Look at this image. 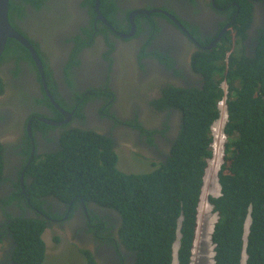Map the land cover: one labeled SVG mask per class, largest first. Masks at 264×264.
I'll use <instances>...</instances> for the list:
<instances>
[{"label": "flooded vegetation", "instance_id": "obj_1", "mask_svg": "<svg viewBox=\"0 0 264 264\" xmlns=\"http://www.w3.org/2000/svg\"><path fill=\"white\" fill-rule=\"evenodd\" d=\"M17 1L22 7L12 9L10 22L38 52L46 86L40 66L23 43L32 61L19 58L26 53L15 44L5 59L0 57V229H7L3 241L10 251L5 261L14 264V236L5 213L11 211L42 220L44 231L50 226L72 238L79 228L80 242L95 244L99 264H130L125 250L117 254L107 242L121 220L117 209L98 200L88 185L82 188L87 195L78 193L69 201L59 192L35 193L33 182L38 179L32 160L37 163L46 160V154L64 150L63 135L81 130L110 138L113 151L120 145L135 151L146 147L165 161L180 133L183 113L177 107L157 109L152 101L167 85L204 87L206 75L193 63L199 51L212 53L227 46L226 63L235 50L254 56L264 33V0H244L252 22L240 41L235 22L239 10L232 16L233 8L240 7L238 0ZM111 1L110 20L101 5ZM71 175L76 181L85 177L80 168ZM14 192L23 195L21 202L14 198L4 206V197ZM102 218L105 222L99 226ZM100 228L105 229L101 235Z\"/></svg>", "mask_w": 264, "mask_h": 264}, {"label": "trees", "instance_id": "obj_2", "mask_svg": "<svg viewBox=\"0 0 264 264\" xmlns=\"http://www.w3.org/2000/svg\"><path fill=\"white\" fill-rule=\"evenodd\" d=\"M238 1L240 7L233 8L232 16L239 10L235 22L240 25V41L245 38L252 16L247 1ZM21 7L17 0H9L11 20L12 9L19 11ZM102 7L111 20L114 2L102 4ZM235 22L233 26H237ZM13 44L26 53L19 58L32 61L24 45L12 38L8 39L1 59H5ZM227 48L195 54V68L207 79L203 88L167 85L162 89V96L152 101L157 109L177 107L183 113L181 133L172 152L165 161L156 164L155 169L139 173L122 171L117 166V153L111 150L110 138L73 130L62 137L67 145L64 150L46 154V160L37 163L32 160L30 166L38 179L33 182L35 193L59 192L69 201L76 194H83L82 188L88 185L98 200L115 207L121 215L120 229L117 233H109L107 242L116 243L118 252L121 244L130 250L133 256L130 264H172L178 230L181 234L178 264H191L204 178L210 166L208 160L213 157L211 126L221 116L218 101L225 97L228 118L223 128L228 140L217 173L219 189L217 194L208 195L212 211L217 214L212 232V264H241L244 251L247 254L245 264H264V33L254 56L235 50L226 63ZM48 70L51 89L53 78ZM2 159L0 152V181L3 179ZM58 161L66 163L61 166ZM88 167L91 171H87ZM78 168L85 177L78 181L70 179L73 170ZM65 172H70L68 178ZM22 196L16 192L7 195L3 205L14 198L20 201ZM35 201L38 202V198ZM5 213L10 217L7 228L14 236L10 262L42 264L47 250L43 238L45 222L14 216L11 211ZM104 222L102 218L99 226ZM104 231L100 228L97 233L101 235ZM6 232L7 229H0V242ZM55 241L59 238L55 237ZM80 248L88 264H99L95 252Z\"/></svg>", "mask_w": 264, "mask_h": 264}, {"label": "rangeland", "instance_id": "obj_3", "mask_svg": "<svg viewBox=\"0 0 264 264\" xmlns=\"http://www.w3.org/2000/svg\"><path fill=\"white\" fill-rule=\"evenodd\" d=\"M240 42L237 43L239 45ZM259 44V43H258ZM37 80L40 81L39 74ZM226 87V86H225ZM11 142L14 143L13 139ZM132 145V144H128ZM12 145H10L11 148ZM127 146V145H126ZM120 145L115 151L118 155L117 166L126 172H150L155 169L156 164L164 160L162 156L151 152L150 149L144 147L143 149L134 148ZM221 164L220 157H215L209 161V169L206 172L202 200L199 207L198 228L194 246L193 262L191 264H209L213 263L214 257V244L212 241V232L214 224L217 219V214L212 211V205L208 202V195L217 194L219 184L218 178L214 176V166ZM43 238L46 243V257L42 264H88L86 257L82 253L80 247L91 249L93 252L97 249L95 244H85L79 240V228L76 229V237L72 238L71 235L63 233L62 229L47 227ZM59 236V241H55V237ZM180 230H178L177 240L174 243L173 263L178 264L177 251L180 244ZM82 239V238H81ZM98 246L100 244L95 242ZM8 243L0 244V264H5V256L9 250ZM102 245V244H101ZM10 255V251H8Z\"/></svg>", "mask_w": 264, "mask_h": 264}, {"label": "water", "instance_id": "obj_4", "mask_svg": "<svg viewBox=\"0 0 264 264\" xmlns=\"http://www.w3.org/2000/svg\"><path fill=\"white\" fill-rule=\"evenodd\" d=\"M9 38H13L20 41L31 51L33 59L40 66V72L42 73L43 81L46 86L44 68L38 52L36 51L34 46L30 43V41L27 38H25L21 33H19L11 24L9 19V0H0V57L4 52V49L6 47ZM50 96L52 95L50 94ZM48 123H55V122L52 120H48Z\"/></svg>", "mask_w": 264, "mask_h": 264}, {"label": "clouds", "instance_id": "obj_5", "mask_svg": "<svg viewBox=\"0 0 264 264\" xmlns=\"http://www.w3.org/2000/svg\"><path fill=\"white\" fill-rule=\"evenodd\" d=\"M221 99H224L225 100V97H222ZM220 99V100H221ZM219 100V101H220ZM219 101H218V107H219V109H220V113H221V116H220V118L217 120V121H215L213 124H212V126H211V132H212V135H213V141H212V143H211V148H212V153H213V157H211L209 160H208V166H209V161L211 160V159H213V158H215V157H220V161H222V158L224 157V153H225V144H226V142H227V140H228V136H227V134H226V132L224 131V123H225V120L228 118V110H227V107H226V102H225V104H224V106L222 107V106H220L219 105ZM222 111H224V112H227V116H225V113H224V116H223V113H222ZM214 126H216V130H214L213 129V127ZM215 134H218V136L217 137H215ZM214 141H217L218 143H219V146H217V148L215 149L214 148V146H213V142ZM220 166H221V164L219 165V166H214V176H216V178H217V173H218V170L220 169ZM208 168V167H207ZM206 172H207V170H206ZM206 175V174H205ZM204 180H205V178H204ZM218 181V180H217ZM205 182V181H204ZM202 194H203V192H202ZM119 217H120V219H121V215H119ZM120 221L121 220H119V224H120ZM250 222H251V220H249L248 219V225H250ZM120 228H118V227H116L115 229H114V231H113V233H117L118 232V230H119ZM2 230V229H1ZM47 230V229H46ZM45 230V231H46ZM3 231H5V230H3ZM45 231L43 232V235H44V233H45ZM247 241V240H246ZM3 243V245L5 244V241H2V242H0V244H2ZM13 244H14V242H13ZM246 245V244H245ZM14 246V245H13ZM109 246H113V248H114V251L117 253V254H120V249H123V250H125L129 255H130V250H128V249H125V246L124 245H119V252L116 250V243H110L109 244ZM96 251V250H95ZM133 256L132 255H130V258H132ZM177 259H178V256H177ZM246 259H247V254H246V251H244V254H243V257H242V263L241 264H245L246 263Z\"/></svg>", "mask_w": 264, "mask_h": 264}, {"label": "built area", "instance_id": "obj_6", "mask_svg": "<svg viewBox=\"0 0 264 264\" xmlns=\"http://www.w3.org/2000/svg\"><path fill=\"white\" fill-rule=\"evenodd\" d=\"M224 104H225V100H224V99H221V100L219 101V105L223 107ZM222 113H223V116H224V113H225V116H227V112L222 111ZM213 129L216 130V126H214ZM217 136H218V134H215V137H217ZM213 146H214V148L216 149L217 146H219V143H218L217 141H214V142H213Z\"/></svg>", "mask_w": 264, "mask_h": 264}, {"label": "bare ground", "instance_id": "obj_7", "mask_svg": "<svg viewBox=\"0 0 264 264\" xmlns=\"http://www.w3.org/2000/svg\"><path fill=\"white\" fill-rule=\"evenodd\" d=\"M180 132V131H179ZM181 133V132H180ZM172 152V151H171Z\"/></svg>", "mask_w": 264, "mask_h": 264}]
</instances>
